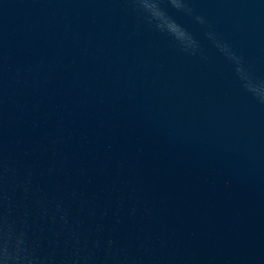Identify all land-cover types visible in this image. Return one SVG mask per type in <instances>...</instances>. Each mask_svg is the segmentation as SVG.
Wrapping results in <instances>:
<instances>
[{
    "label": "water",
    "instance_id": "95a60500",
    "mask_svg": "<svg viewBox=\"0 0 264 264\" xmlns=\"http://www.w3.org/2000/svg\"><path fill=\"white\" fill-rule=\"evenodd\" d=\"M0 0V218L40 264H264V105L192 16ZM264 78V0H190Z\"/></svg>",
    "mask_w": 264,
    "mask_h": 264
},
{
    "label": "clouds",
    "instance_id": "9594fccd",
    "mask_svg": "<svg viewBox=\"0 0 264 264\" xmlns=\"http://www.w3.org/2000/svg\"><path fill=\"white\" fill-rule=\"evenodd\" d=\"M136 16L153 30L166 35L180 51L200 55L206 60L201 41L178 23L168 7L192 16L206 27L204 38L231 65L241 88L257 103L264 105V78L253 75L244 58L230 43L221 38L205 17L194 15L190 0H126ZM0 264H40L39 258L28 244L26 234L17 230L7 220L0 218Z\"/></svg>",
    "mask_w": 264,
    "mask_h": 264
}]
</instances>
